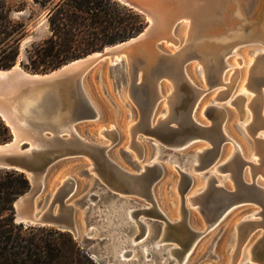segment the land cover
Wrapping results in <instances>:
<instances>
[{"label": "water", "instance_id": "1", "mask_svg": "<svg viewBox=\"0 0 264 264\" xmlns=\"http://www.w3.org/2000/svg\"><path fill=\"white\" fill-rule=\"evenodd\" d=\"M119 1L148 18L147 27L138 35L107 46L102 51L74 59L47 73L26 71L18 63L8 69H0V116L12 130V138L0 143V168L24 172L31 182L30 189L15 201L17 223L54 226L71 232L82 243L86 238L99 242L109 241L110 249L107 251L98 252L94 247L87 246V251L99 264H170L174 258L169 256L167 245L176 244V255H181L191 244L192 238L195 241L200 235V232L193 231L187 223L188 209L184 205L186 200L190 205H197L196 209L203 215L208 228L236 207L247 203L262 207L261 211L253 215H261L264 220V186L258 183L254 164L250 163L252 178L247 179L244 166L248 162L241 157L236 147L233 157L229 155L227 160L219 163L223 143L229 137L223 130V122L216 125L209 116L210 111L217 106L207 107L203 114L210 120L209 123H202L195 118L194 110L202 89L194 86L184 72V65L193 56H200L197 45L205 41L220 44L231 34L227 28L222 29V34L216 30L218 21L223 24L222 15L230 0H203L208 5V8L202 7L205 11L196 10L195 5L201 0ZM234 3L241 15L240 18L235 16L234 26L238 28L242 25L238 20L247 21L253 15L258 0H251L249 4L243 0H234ZM185 18L190 19L192 28L182 46L173 55L158 54L154 48L160 50L159 41L171 42L159 33L160 21L169 20L177 26ZM211 29L215 32H211ZM194 32L196 38L192 36ZM202 32L209 36L202 37ZM173 35L176 36L174 33ZM254 41L256 40L246 39L236 44ZM227 54L219 55L218 61H223ZM121 55L129 59V64L125 58L111 62ZM154 55L174 60L171 64L166 62L150 66L149 77L145 74L143 80L138 81L140 69L149 65L144 58ZM259 55H264V52ZM101 61H107L116 72L121 65L126 64L130 75L129 91L141 106V117L138 120L141 127L136 133L153 135L159 141L160 156L176 163L174 167L180 174L178 189L183 201L180 221H170L156 206L153 186L164 170L159 161L138 165L135 159H131L135 168L130 171L108 157V146L86 140L75 127L78 122L97 118L99 115L98 108L88 96L84 78ZM163 77L168 78L174 88L167 96L169 114L152 127L149 122L150 110L161 96L158 82ZM190 90L196 92L192 101H188L186 96V92ZM250 132L255 137L257 153V144L264 142V139L255 136L258 131ZM198 140L205 141L206 147L200 151L195 149L187 157L180 155L179 152L184 147ZM133 143L136 147L139 146L135 140ZM125 153L130 156L127 150ZM78 156H86L92 162L89 171L98 177L99 193L91 194L83 204L71 200L76 190V181L72 176H67L50 193L42 195L46 177L52 167L61 160ZM196 157L200 158V163H194ZM261 157L264 160V156ZM215 163L224 167L229 165L224 170L231 171L230 187L219 183L216 175L210 173ZM193 166L201 169L199 173L209 176L199 191L185 198V193L193 183L192 172H197L191 170ZM98 196L101 200L105 199L104 204L93 212V206L97 205L93 199ZM130 196L142 197L152 204L150 207L137 208L138 211H146V219L151 226V234L144 241L151 242L158 237L164 240L160 247H149L148 259L141 248L143 239L140 237L143 235L144 225L137 227L133 222H128L123 214L124 208L135 206ZM78 208L85 209L84 217L87 222L84 232L78 227ZM94 213L98 216L96 223L90 222L94 219ZM149 217L163 222L155 223ZM260 220L241 221L237 226L239 233L242 225L251 224L255 228ZM138 229V241L134 245L124 241L129 232L136 233ZM123 248L125 251L121 255ZM134 251L137 256L133 255ZM253 254L254 257L264 258V239L254 247Z\"/></svg>", "mask_w": 264, "mask_h": 264}, {"label": "rangeland", "instance_id": "2", "mask_svg": "<svg viewBox=\"0 0 264 264\" xmlns=\"http://www.w3.org/2000/svg\"><path fill=\"white\" fill-rule=\"evenodd\" d=\"M11 3L13 5V18L23 21L27 26V33L21 42L20 55L17 59V63L26 71L34 73H47L54 70L33 71L27 67L30 63V55L34 47L43 42L51 34L47 19L48 10L35 3L34 0H11ZM127 7L130 8L129 6ZM132 10L135 11L134 9ZM141 15L144 19L143 31L147 27L149 20L143 14ZM186 21L187 20L183 19L177 26L175 23L172 28V35L174 33L180 42L175 43L171 40V42H167L166 40L158 42V48L165 54H173L186 40ZM176 36L174 37L176 38ZM103 49L97 51H102ZM262 52H264L263 42L254 41L237 45L236 48L223 59L225 67L221 72L222 83L213 87L206 85L204 70L199 64L198 59H191L184 65V72L190 82L197 88L204 89L194 110L195 118L202 123H209L210 120L203 115L208 106L219 105L223 112H225L223 113V130L229 137V140L223 143L222 152L218 160L219 163L227 160L229 155L231 156L232 152L235 151V147L238 148L241 157L248 162V164L244 166V173L247 179L250 180L252 178L250 163L262 166L264 169V160L261 155L256 153L255 137L246 127V125L251 122V110L246 108L248 112L242 116V114H240V108L237 107V101L241 98H246V104L252 96H255L256 92L249 89L248 84L250 82L249 80H251V70H253L255 66L256 58L261 56L259 54ZM129 83L130 75L126 64L121 65L118 72H116L107 61H101L90 69L84 78V85L91 101L98 108L99 115L97 118L80 121L75 127L86 140L108 146L106 149L108 157L130 171L135 168L131 159H135L138 165L147 164L154 160L159 161L163 165L164 170L162 176L153 186L155 203L164 216L169 220L171 219L170 221H180L183 201L182 195L178 189L180 174L174 167L176 164L175 161L169 158L163 159L162 156H160V148L158 147L159 141L153 135L139 132L135 138L139 146L136 147L133 143L134 140L129 131V127L138 122L140 113L138 106L130 96ZM173 89V85L168 78L163 77L159 80L158 91L161 96L153 103L150 110V126L153 127L157 125L160 119L165 118L169 114L167 96L171 94ZM228 91L230 92L228 97L226 96L223 98L222 95H220ZM216 97L217 99H215ZM262 115L264 116V112ZM255 136L264 139V127L259 128ZM204 146L206 147L205 141H194L184 147L179 153L187 157L191 155L195 149L200 150ZM126 150L129 152L130 156L126 155ZM91 163L90 159L86 156L70 157L59 161L48 173L42 195L50 193L60 185L65 177L72 176L76 181V190L71 200L78 201L82 204L86 203L91 194L99 193L100 188L98 177L94 172L89 171ZM217 165L219 164L217 163ZM215 173L218 176L219 183L222 182L226 187H230L232 181L228 176L230 174L229 171H215ZM192 176L193 183L185 193V198L199 191L205 185L206 176L199 173V171L192 172ZM256 178L258 183L264 186V172H259ZM130 199L134 200L135 209L150 207L152 205L142 197L130 196ZM93 200L97 205L93 206L92 211L96 212L103 206L105 199L101 200V197L98 196ZM184 205L188 209L187 223L189 227L195 232H200V235L195 239L196 241H194L195 243L192 245L193 247L191 246V249L188 251L191 254L187 264H231L232 253L235 254L234 252H236L235 250L238 248V241L240 239V233L237 227L238 224L245 220L262 219L261 215H253L261 211L262 207L247 203L236 207L226 217L208 228L203 215L196 209L197 205H190L187 200ZM84 215L85 209L78 208L77 223L81 232H84L86 228L87 221ZM148 219L154 220L155 223L163 222L156 218L149 217ZM89 220L91 219L89 218ZM97 220V213H94V219L90 222L96 223ZM133 234L134 233L129 232V236ZM263 239L264 227L256 226L253 228L248 234L246 242L242 245L244 251L239 255L240 259L238 258L236 263L264 264L255 260L251 261L250 259L252 256L254 257V247ZM78 240L83 247L87 248V246H92L98 252L110 249L109 241L99 242L86 238L82 243V240ZM155 240L154 238L151 242ZM235 246L237 248H235ZM251 246L253 250L248 249L251 248ZM134 256H137L136 252H134Z\"/></svg>", "mask_w": 264, "mask_h": 264}, {"label": "trees", "instance_id": "3", "mask_svg": "<svg viewBox=\"0 0 264 264\" xmlns=\"http://www.w3.org/2000/svg\"><path fill=\"white\" fill-rule=\"evenodd\" d=\"M48 10L50 36L34 47L27 67L56 69L139 34L141 14L118 0H34ZM11 0H0V69L17 63L27 33L12 15ZM12 130L0 116V143ZM31 187L21 171L0 168V264H99L69 231L15 221V201Z\"/></svg>", "mask_w": 264, "mask_h": 264}, {"label": "bare ground", "instance_id": "4", "mask_svg": "<svg viewBox=\"0 0 264 264\" xmlns=\"http://www.w3.org/2000/svg\"><path fill=\"white\" fill-rule=\"evenodd\" d=\"M243 1L246 4H249L251 2V0H243ZM203 6H205V8H208L206 1H203V0H201L200 3H197L195 5L196 10L200 9V10L205 11L206 9L202 8ZM235 16H238L239 18L241 17V15L237 12V7L234 3V0H230L226 4V11H224V13L222 15V23L223 24H219V21H218L216 30H217V32H220L222 34V29L227 28L228 32H231V34L229 36H227V38L224 39L223 42L220 44L205 41L204 43L197 45L196 49L200 53V56H193L191 58V59L195 58V59L199 60V64L203 67V70H204L205 83L209 87H213L219 83H222V79H221L222 73L221 72H222L223 68L225 67L224 66L225 64H223L224 63L223 61H218L219 55H221L223 53L225 54V53L231 52L234 48H236V46H237L236 43L240 40L255 39L256 41L264 43V0H258L257 9L254 11L253 15L250 17L249 20H247V21H245L244 19L238 20V22L242 23L241 27L235 28L236 27V26H234L235 25V19H236ZM185 20H187L186 23H187V37H188L191 33L190 31L192 28V22L188 18H185ZM174 24L175 23H171L169 20L162 19L159 23V33H161L163 38H167L169 41L171 40V41H174L175 43H178L179 42L178 39L172 35V28H173ZM211 30H212L211 32H215L214 29H211ZM205 32L208 33V31H205ZM201 34H202V37L209 36V34H206L204 32H202ZM192 36H193V38H196V33L195 32L192 33ZM149 48H148V50L152 49V48H150V49ZM154 50L157 51L158 54L164 53L162 50H158L157 48H154ZM173 54H170V55H173ZM123 58H125L127 63H128L129 59L125 55H121L120 57L111 60V62L114 63L117 59H123ZM144 59L148 62L149 65L144 66L143 68L140 69V75L138 78V81H140V82L143 80V75L145 76V74H146L149 77L150 66H152V65L157 66L159 64H163L166 62L168 64H171V63H173L172 61L174 60V59H170V58H168V59L161 58L159 55H154V57H151V58L146 57ZM171 70L173 72L174 67ZM251 71H252L251 72V80H249L250 82L248 85H249V89L256 92V94H255V96H252V98L249 99V101L246 104H245L246 98L245 99L244 98L239 99L237 101V103H238L237 107L240 108V110H241L240 114H242V116H243V114H246V112H248L246 110V108H249L251 110V113H252V115L250 116L251 122L248 125H246V127L250 131L257 132L259 128L264 127V118L262 115L264 112V55L258 56L256 58L255 66H254L253 70H251ZM229 91L224 93V94H220V95H222L223 98L226 96L228 97L229 96L228 94L230 93ZM203 92H204V89L200 90L198 96L200 97ZM129 93H130L132 100L138 106L139 113H140L139 119H140V117H141V106L132 97V93L131 92H129ZM186 93H187L186 96L188 98V101L189 100L192 101L196 97L195 91L190 90ZM215 99H217V97ZM223 113H225V112H223L222 108L219 107V105H218L217 107H215V109L210 111L209 116L213 119V121L215 122L216 125H219L220 123L224 122L223 121V115H224ZM139 127H141V125H138V122L129 127V131L132 135L133 140H135V138L138 134V133H136V131ZM135 133H136V136H135ZM204 147H202L200 150H202ZM200 150H198V151H200ZM257 153L259 155L261 154L262 156H264V142H259L257 144ZM234 154H235V151L232 152V157ZM194 163H200V158L196 157ZM194 166L191 167L192 171H195V170L200 171L201 170V169H198ZM228 166H226V167H228ZM226 167L220 166V164L217 165V163H215L211 167L210 173L216 175L215 171H220V172L229 171V172H231L230 170H224V168H226ZM263 170L264 169L262 166L254 165V174L257 175L261 171L264 172ZM208 176H206V180L208 179ZM228 176L231 177V173ZM216 177H218V176L216 175ZM218 182H219V180H218ZM205 184H206V181H205ZM123 214L127 218L128 222H133L134 224L137 225V227H139L140 224L144 225L143 235L140 237L141 239H143L141 248H142V251L145 255V258L148 259L149 253H150L149 247L152 245H156L157 247H160L161 244L164 242V240L161 239L160 237H158L157 240H155L154 242H148L147 243L144 241L151 234V226L148 223L147 219L145 218V217H147V215H145L146 214L145 210L138 211V209H135L134 206H127L126 208L123 209ZM257 224H258V226L264 227V220L261 219L259 222H257ZM253 228L254 227H252L251 224H245V225L241 226L240 239L238 241V248L236 247L237 246L236 245L235 248H237V250H235L236 251V252H234L235 254L232 253L233 256L231 257L232 258L231 264H237L236 261L238 260L239 255L242 254L244 251L242 249V247H243L242 245L244 244V242H246L248 234L250 233V231ZM139 231L140 230L138 229V232L134 233L133 235L126 236L124 241H126L127 243H129L131 245H134L138 241L136 239V235H137V233H139ZM193 242H194V239L192 238L191 244L187 248H185V250L183 251V253L181 255H176V251H175L176 246L167 245L166 250L169 253V256L174 258V261L171 262L170 264H187V262L189 261V258H190V254H191L188 251L191 249ZM252 246H251V248H248V249L253 250ZM123 251H125V248L122 249L121 255H122ZM134 252H133V255H134ZM249 252H250V250H249ZM250 256H249V258H250ZM250 259H251V261L255 260V261H259L261 263H264V258L262 259V258L252 256V258H250Z\"/></svg>", "mask_w": 264, "mask_h": 264}]
</instances>
